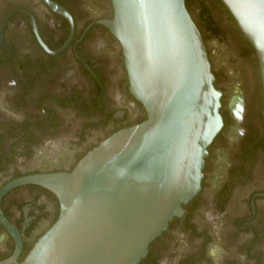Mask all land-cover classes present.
Returning a JSON list of instances; mask_svg holds the SVG:
<instances>
[{
	"label": "flooded vegetation",
	"instance_id": "obj_1",
	"mask_svg": "<svg viewBox=\"0 0 264 264\" xmlns=\"http://www.w3.org/2000/svg\"><path fill=\"white\" fill-rule=\"evenodd\" d=\"M48 1L0 0V191L24 175L71 171L101 141L148 116L131 92L121 42L105 24L114 16L112 0ZM204 3V15L200 2L191 12L222 92L224 125L208 147L201 190L137 264H264L260 63L224 2ZM237 76L246 93L232 88ZM0 205L22 236L21 262L59 217V199L26 184ZM220 221L226 248L214 243L220 235L212 224ZM15 249L0 222V261Z\"/></svg>",
	"mask_w": 264,
	"mask_h": 264
},
{
	"label": "water",
	"instance_id": "obj_2",
	"mask_svg": "<svg viewBox=\"0 0 264 264\" xmlns=\"http://www.w3.org/2000/svg\"><path fill=\"white\" fill-rule=\"evenodd\" d=\"M222 1L256 50L264 89V0ZM112 2L105 24L121 42L147 119L101 141L71 171L4 186L0 204L11 189L36 184L57 196L60 213L18 262L22 236L0 205V222L16 241L0 264H137L202 188L208 147L224 125L202 33L186 0Z\"/></svg>",
	"mask_w": 264,
	"mask_h": 264
},
{
	"label": "rangeland",
	"instance_id": "obj_3",
	"mask_svg": "<svg viewBox=\"0 0 264 264\" xmlns=\"http://www.w3.org/2000/svg\"><path fill=\"white\" fill-rule=\"evenodd\" d=\"M219 47V50H221V51H223L224 50V48H223V46H224V44H219L218 45ZM226 47L227 46H225V51H223V52H227L228 50H226ZM221 51H219V52H221ZM225 58H226V61L228 60L227 59V56H224ZM234 61H233V59H231V57H230V55H229V68H231L232 67V65L234 64L233 63ZM241 82H242V79H241V77L240 76H237L236 78H235V80H234V82H233V85H232V88H238L239 90H242V92H244V93H246V90H245V86H243L242 84H241ZM242 86H241V85ZM236 218H237V220L239 219V217H235V220H234V217H233V225L235 224V221H236ZM220 223V225H217V224H212L214 227H215V229L217 228V232H218V234L220 235L218 238H216L215 239V241H214V243L216 242V243H218V242H220V243H222L223 245V247H227V246H229V244H228V242L226 241V239L222 236L223 235V232H225L224 230L226 229L225 228V223H223V222H219Z\"/></svg>",
	"mask_w": 264,
	"mask_h": 264
},
{
	"label": "trees",
	"instance_id": "obj_4",
	"mask_svg": "<svg viewBox=\"0 0 264 264\" xmlns=\"http://www.w3.org/2000/svg\"><path fill=\"white\" fill-rule=\"evenodd\" d=\"M204 1H205V0H186L187 8H188V10L190 11V13H191L192 16H193V14H192V12H191V5H193L194 3H199V2L201 3V7H202L201 15H204V14H203V11H205V6L203 5V4H205ZM217 1H220L221 3H223L222 0H217ZM228 13H230V12L228 11ZM230 16H231V18H233L232 15H230ZM193 19L195 20L194 17H193ZM195 22H196L197 26L199 27V25H198V23H197L196 20H195ZM199 29H200V27H199ZM200 31H201V33H202V30H201V29H200ZM202 36H203V33H202ZM248 43H250V41H248ZM44 189H45V188H44ZM47 190H48V189H47ZM48 192L51 193V194L57 199L56 195H55L53 192H51L50 190H48ZM58 207H59V205H58ZM59 212H60V211H59ZM58 215H59V213H58ZM57 219H58V217H57ZM57 219H56V220H57ZM56 220H55V221H56ZM55 221H54V222H55ZM54 222H53V223H54ZM52 225H53V224H52ZM52 225H51V226H52ZM51 226H50V227H51ZM50 227H49V228H50ZM49 228H48V229H49ZM48 229H47V230H48ZM47 230H46V231H47ZM46 231H45V232H46ZM45 232H44V233H45ZM44 233H43V234H44ZM43 234H42V235H43ZM42 235H40V236H42ZM40 236H39V237H40ZM39 237H38V238H39ZM38 238L36 239V241L38 240ZM36 241H35V242H36ZM35 242H34V244H35ZM34 244L31 245L30 247H27V248H26V253H25L23 259H24L25 256L28 254V252L30 251V249L34 246Z\"/></svg>",
	"mask_w": 264,
	"mask_h": 264
}]
</instances>
